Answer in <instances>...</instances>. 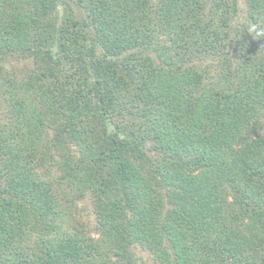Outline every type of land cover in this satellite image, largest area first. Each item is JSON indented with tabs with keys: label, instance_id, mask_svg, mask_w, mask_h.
<instances>
[{
	"label": "trees",
	"instance_id": "obj_1",
	"mask_svg": "<svg viewBox=\"0 0 264 264\" xmlns=\"http://www.w3.org/2000/svg\"><path fill=\"white\" fill-rule=\"evenodd\" d=\"M260 32L264 0H0V264H264Z\"/></svg>",
	"mask_w": 264,
	"mask_h": 264
},
{
	"label": "rangeland",
	"instance_id": "obj_2",
	"mask_svg": "<svg viewBox=\"0 0 264 264\" xmlns=\"http://www.w3.org/2000/svg\"><path fill=\"white\" fill-rule=\"evenodd\" d=\"M241 15L243 16L244 13H241ZM18 71V70H17ZM9 76H13L12 71L9 72ZM7 73H4V75H6ZM26 76V71L24 70V68H22V70L20 71V73L18 72V78L22 79V76ZM5 81H6V76L5 79L3 76L0 77V103H3L5 105V109L3 112L0 111V116L3 115V117L6 116V114H8L10 112V110L7 108V104L4 100V98L6 97V88L7 86L5 85ZM90 195L86 196L85 199L79 201L77 203V208L78 210H76L75 213V218L77 221H81L83 224H87V227H90L91 230V235L96 237L97 235L96 232L94 231V226H95V217L94 214H92V204L90 201ZM140 256L142 257V259L145 261L146 264H154V262L149 258L148 254H146L145 252H140Z\"/></svg>",
	"mask_w": 264,
	"mask_h": 264
},
{
	"label": "clouds",
	"instance_id": "obj_3",
	"mask_svg": "<svg viewBox=\"0 0 264 264\" xmlns=\"http://www.w3.org/2000/svg\"><path fill=\"white\" fill-rule=\"evenodd\" d=\"M257 35H264V32L257 33Z\"/></svg>",
	"mask_w": 264,
	"mask_h": 264
}]
</instances>
